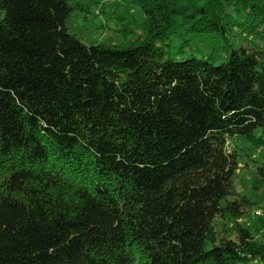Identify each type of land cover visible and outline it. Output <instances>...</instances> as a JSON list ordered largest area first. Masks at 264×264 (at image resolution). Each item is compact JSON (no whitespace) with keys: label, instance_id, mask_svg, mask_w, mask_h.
I'll return each instance as SVG.
<instances>
[{"label":"trees","instance_id":"obj_1","mask_svg":"<svg viewBox=\"0 0 264 264\" xmlns=\"http://www.w3.org/2000/svg\"><path fill=\"white\" fill-rule=\"evenodd\" d=\"M131 3L113 45L70 33L77 0H0V264H264L235 186L241 139L264 195V48L229 36L264 41V0ZM183 24L226 62L172 59Z\"/></svg>","mask_w":264,"mask_h":264},{"label":"rangeland","instance_id":"obj_2","mask_svg":"<svg viewBox=\"0 0 264 264\" xmlns=\"http://www.w3.org/2000/svg\"><path fill=\"white\" fill-rule=\"evenodd\" d=\"M85 11H76L68 22L69 31L87 44L111 43L120 45L126 40L141 33L144 22L142 10L131 0H77ZM90 11H87V9ZM123 29H134L136 34L127 36ZM232 46L252 44L264 48V41L259 34L244 32L236 28L229 34ZM165 49L172 59L183 61L197 57L210 60L215 66L226 62L231 47L215 33L196 34L188 30L186 25H181L166 42ZM160 45V44H159ZM164 46V45H163ZM241 150L242 159L236 173L235 186L239 196L247 197L253 206L248 213L239 219V223L251 229L257 238L264 232V195L253 193L252 186L255 179V164L253 160H261L260 153H250L249 144L238 139L236 141ZM234 143V144H235ZM233 147V143L230 144ZM253 157L251 160L250 158ZM250 203V204H251Z\"/></svg>","mask_w":264,"mask_h":264}]
</instances>
